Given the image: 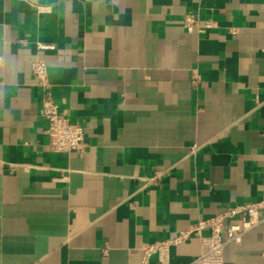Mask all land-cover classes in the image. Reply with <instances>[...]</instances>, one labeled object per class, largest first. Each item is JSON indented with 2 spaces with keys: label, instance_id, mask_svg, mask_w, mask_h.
I'll use <instances>...</instances> for the list:
<instances>
[{
  "label": "crops",
  "instance_id": "0c3cea01",
  "mask_svg": "<svg viewBox=\"0 0 264 264\" xmlns=\"http://www.w3.org/2000/svg\"><path fill=\"white\" fill-rule=\"evenodd\" d=\"M189 14L213 26L189 32ZM35 59L83 151L49 148ZM263 198L264 0H0V264H143ZM201 250L173 245L169 264ZM224 258L264 264V223Z\"/></svg>",
  "mask_w": 264,
  "mask_h": 264
},
{
  "label": "built area",
  "instance_id": "2783aa9c",
  "mask_svg": "<svg viewBox=\"0 0 264 264\" xmlns=\"http://www.w3.org/2000/svg\"><path fill=\"white\" fill-rule=\"evenodd\" d=\"M184 26L189 32L202 33L213 26V21L207 20L200 24L195 15L189 14L184 20ZM31 71L44 92L40 113L47 121L49 148L57 153L83 151L87 146L85 128L81 122L72 121L61 113L52 91L46 62L43 59H35L31 64ZM193 78L194 81H199L200 74L195 73ZM161 174L162 172H156L150 182L159 179ZM262 223L264 198L256 202L238 203L216 216L200 219L172 238L147 244L143 250L142 262L148 264L151 256L157 254L160 264H169L171 246L198 237L202 250L195 257V264H228L224 258L225 247L230 243L240 244L245 233ZM205 230L208 231L207 234L204 233Z\"/></svg>",
  "mask_w": 264,
  "mask_h": 264
}]
</instances>
